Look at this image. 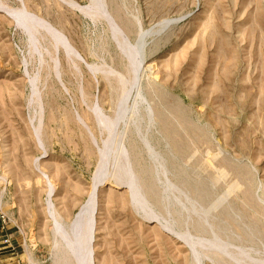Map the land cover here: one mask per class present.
Here are the masks:
<instances>
[{
    "label": "rangeland",
    "instance_id": "rangeland-1",
    "mask_svg": "<svg viewBox=\"0 0 264 264\" xmlns=\"http://www.w3.org/2000/svg\"><path fill=\"white\" fill-rule=\"evenodd\" d=\"M0 4L40 22L0 9V213L20 264H76L70 227L100 180L94 264H264V0Z\"/></svg>",
    "mask_w": 264,
    "mask_h": 264
},
{
    "label": "bare ground",
    "instance_id": "bare-ground-1",
    "mask_svg": "<svg viewBox=\"0 0 264 264\" xmlns=\"http://www.w3.org/2000/svg\"><path fill=\"white\" fill-rule=\"evenodd\" d=\"M97 4L98 3H94L93 2V3H91L92 6L88 7L90 14L99 13L100 15L102 14V16H105V14L102 11L96 9L95 5H97ZM3 8L6 9L7 7H4L2 4H0V9L2 10ZM98 8H101V7L98 6ZM83 10H86V9H84L82 7L81 11L83 12ZM7 11H10V13H12V14H15L13 12H16L15 15L17 17L15 16L16 17L15 19L20 24H22V21H21L22 17H25V20L27 18V21H29L30 24H32V25H36L37 26V25L40 24V22L34 16L30 15V16L27 17L26 13L23 10H21V9H17L16 10V9H10L9 8V9H7ZM87 12H88V10H87ZM113 33H114V36L116 37V39L122 45L124 52L127 53L128 58H129V62L131 61V64L130 63L129 64L132 67H133V65H134V67L137 66L138 63L136 62V58H134V56H133L134 52H135L133 50V46H130L128 44H124L123 37L121 36V33H119V30L113 29ZM132 63H133V65H132ZM135 63H137V65ZM112 73H114V72H112ZM122 92H124V91H122ZM124 95H126V94H124ZM114 120H116V118L113 119L112 121H114ZM118 161L120 162L121 160L119 159ZM123 164L125 165L124 162H123ZM122 165H121V169H122ZM101 170H103V168ZM129 171H130V169L126 166V168L122 169V174L121 175L124 174V176H126V175H128ZM127 185H129V188L132 189V191H133L132 193L134 195L135 200L138 202L139 207H141V208L144 207L145 208V206L148 203H146L145 198L140 193V191L137 189V186L134 185L132 177L130 178V180L128 179ZM97 192H98V189L96 190V192L93 189L89 201L87 203H85L84 205H82V207H80L81 209L79 210V213L75 217L76 221L74 223L72 222L73 226L70 227V229L72 228L71 229L72 237H70L69 240L67 238V241L69 242L67 245L69 246L68 248H70V253L72 254L73 258L75 259L76 264H94L93 263V257H92L93 256V253H92V251H93L92 240H93V234H94V228H95V222H96V219H95V214H96L95 213L96 212V201H95V198H96ZM75 218H74V220H75ZM192 239H190L191 246L193 247V249L197 253H200L199 252V248H207V247H209L211 249L215 248V249L220 251V246H219L218 242H214L213 240L212 241L211 240L205 241V240H200V239L192 241ZM198 256H199V254H198ZM242 259H244V258H242Z\"/></svg>",
    "mask_w": 264,
    "mask_h": 264
},
{
    "label": "crops",
    "instance_id": "crops-1",
    "mask_svg": "<svg viewBox=\"0 0 264 264\" xmlns=\"http://www.w3.org/2000/svg\"><path fill=\"white\" fill-rule=\"evenodd\" d=\"M18 243L15 232L2 228L0 224V264H20L23 261Z\"/></svg>",
    "mask_w": 264,
    "mask_h": 264
},
{
    "label": "built area",
    "instance_id": "built-area-1",
    "mask_svg": "<svg viewBox=\"0 0 264 264\" xmlns=\"http://www.w3.org/2000/svg\"><path fill=\"white\" fill-rule=\"evenodd\" d=\"M0 220H1V226L3 227V228H5L6 226H7V217H6V214L5 213H2V211H1V213H0Z\"/></svg>",
    "mask_w": 264,
    "mask_h": 264
},
{
    "label": "water",
    "instance_id": "water-1",
    "mask_svg": "<svg viewBox=\"0 0 264 264\" xmlns=\"http://www.w3.org/2000/svg\"><path fill=\"white\" fill-rule=\"evenodd\" d=\"M3 11H4V12H7V13L11 16V14H10L7 10L3 9ZM142 37H143V36H142ZM142 37H141V38H142ZM141 38H140V40H141ZM101 182H102V180L96 182V190L98 189V186L100 185ZM127 188H129L128 185H127ZM129 189H130V188H129Z\"/></svg>",
    "mask_w": 264,
    "mask_h": 264
}]
</instances>
